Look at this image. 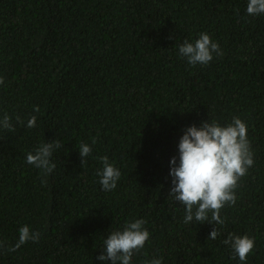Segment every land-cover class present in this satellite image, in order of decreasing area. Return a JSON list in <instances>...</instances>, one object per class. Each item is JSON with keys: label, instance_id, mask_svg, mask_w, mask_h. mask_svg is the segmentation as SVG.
<instances>
[{"label": "trees", "instance_id": "1", "mask_svg": "<svg viewBox=\"0 0 264 264\" xmlns=\"http://www.w3.org/2000/svg\"><path fill=\"white\" fill-rule=\"evenodd\" d=\"M246 4L0 0V118L15 126L0 129V264H110L96 259L104 239L140 218L150 237L132 264H241L222 243L230 232L255 238L244 264H264V15ZM201 32L223 56L191 66L178 48ZM234 116L247 124L254 164L213 240V224H186L184 206L167 196L169 160L186 127ZM53 139L62 146L42 183L26 154ZM82 142L92 147L83 165ZM101 156L121 173L111 191L99 183ZM22 225L39 242L8 251Z\"/></svg>", "mask_w": 264, "mask_h": 264}, {"label": "clouds", "instance_id": "2", "mask_svg": "<svg viewBox=\"0 0 264 264\" xmlns=\"http://www.w3.org/2000/svg\"><path fill=\"white\" fill-rule=\"evenodd\" d=\"M246 13L250 16L264 15V0H247ZM179 55L186 59L191 66L207 65L215 56H223L218 43L214 42L206 32L199 33L194 41L185 39L178 48ZM4 78L0 76V85ZM34 112H39V106H33ZM37 117L31 115L26 127L36 125ZM17 123L23 124L20 117ZM0 129L15 131L11 117L4 113L0 118ZM96 143L95 138L91 141ZM59 140L42 142L33 151L26 154V162L41 170L42 183L44 177L53 172L56 164L52 160L53 153L61 147ZM179 158L172 156L169 160V175L171 187L168 192L175 202L184 206V222L186 224L208 222L213 228L208 239L215 240L220 231L216 224H223L221 210L226 206H234L237 200L238 181L244 177L248 169L254 164L251 144L247 138V124L239 117H233L230 123L220 124L212 120L201 121L199 125L191 124L186 127L179 137L177 145ZM81 165L92 152L88 143L79 146ZM103 167L98 171L99 183L104 191L116 188L120 179V171L110 162L107 156L99 157ZM210 214V215H209ZM146 221L142 218L126 221L121 229L111 231L103 241V250L96 257L100 261L110 264H132L134 253L144 248L150 233L144 227ZM18 240L7 250L17 251L29 241L39 242L40 232L33 231L29 225H22L18 229ZM233 251V258L238 257L241 264L247 261L248 255L255 247V238L247 234L236 235L228 233L222 241ZM0 247L4 242L0 241ZM144 264H162L160 258L144 261Z\"/></svg>", "mask_w": 264, "mask_h": 264}]
</instances>
